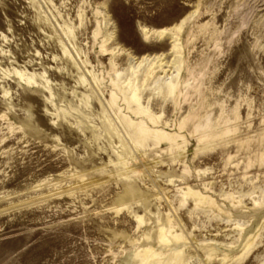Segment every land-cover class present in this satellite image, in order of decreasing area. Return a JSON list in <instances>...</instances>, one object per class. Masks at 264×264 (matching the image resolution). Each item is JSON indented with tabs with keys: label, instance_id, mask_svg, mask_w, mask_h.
<instances>
[{
	"label": "rangeland",
	"instance_id": "obj_1",
	"mask_svg": "<svg viewBox=\"0 0 264 264\" xmlns=\"http://www.w3.org/2000/svg\"><path fill=\"white\" fill-rule=\"evenodd\" d=\"M186 263L264 264V0H0V264Z\"/></svg>",
	"mask_w": 264,
	"mask_h": 264
},
{
	"label": "bare ground",
	"instance_id": "obj_2",
	"mask_svg": "<svg viewBox=\"0 0 264 264\" xmlns=\"http://www.w3.org/2000/svg\"><path fill=\"white\" fill-rule=\"evenodd\" d=\"M163 30V29H162ZM162 30H160L161 32L160 33H164V31H162ZM165 30V29H164ZM166 33V32H165ZM28 81H30V78H29V80ZM171 87V89H173V85H171L170 86ZM172 91V90H171ZM147 133V131L146 130H144V134H146ZM183 251V250H182ZM180 252V251H179ZM183 262V261H182ZM187 264V263H186Z\"/></svg>",
	"mask_w": 264,
	"mask_h": 264
}]
</instances>
